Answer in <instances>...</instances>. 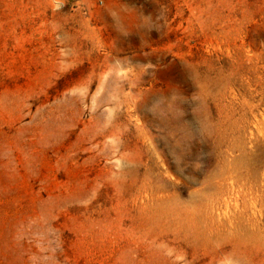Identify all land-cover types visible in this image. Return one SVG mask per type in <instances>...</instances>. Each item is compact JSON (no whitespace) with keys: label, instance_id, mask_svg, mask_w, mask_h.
<instances>
[{"label":"rangeland","instance_id":"obj_1","mask_svg":"<svg viewBox=\"0 0 264 264\" xmlns=\"http://www.w3.org/2000/svg\"><path fill=\"white\" fill-rule=\"evenodd\" d=\"M243 262L264 0H0V264Z\"/></svg>","mask_w":264,"mask_h":264},{"label":"bare ground","instance_id":"obj_2","mask_svg":"<svg viewBox=\"0 0 264 264\" xmlns=\"http://www.w3.org/2000/svg\"><path fill=\"white\" fill-rule=\"evenodd\" d=\"M238 145H239V144H238ZM237 147H238V146H237ZM229 148H230V147H229ZM240 150H241V149H240ZM243 150H244V149H243ZM231 151H232V150H231ZM248 151H249V150H248ZM231 154H232V153H231ZM223 159H224V158H223ZM243 159H244V158H243ZM259 160H260V159H259ZM237 163H238V162H237ZM255 173H256V172H255ZM194 201H195V200H194ZM194 201H193V202H194ZM196 203H197V202H196ZM195 206H196V205H195ZM195 209H196V208H195ZM196 210H197V209H196ZM192 212H193V211H192ZM196 213H197V212H196ZM196 213H195V214H196ZM193 216H194V215H193ZM238 229H239V228H238ZM187 233H188V232H187ZM242 264H246V263L243 262Z\"/></svg>","mask_w":264,"mask_h":264}]
</instances>
